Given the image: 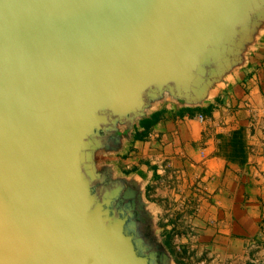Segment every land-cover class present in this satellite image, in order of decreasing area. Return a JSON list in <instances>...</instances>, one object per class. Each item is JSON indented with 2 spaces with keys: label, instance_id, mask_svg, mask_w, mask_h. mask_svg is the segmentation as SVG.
<instances>
[{
  "label": "water",
  "instance_id": "obj_1",
  "mask_svg": "<svg viewBox=\"0 0 264 264\" xmlns=\"http://www.w3.org/2000/svg\"><path fill=\"white\" fill-rule=\"evenodd\" d=\"M263 22L264 0H0V264H168L96 152L164 95L200 103Z\"/></svg>",
  "mask_w": 264,
  "mask_h": 264
},
{
  "label": "crops",
  "instance_id": "obj_2",
  "mask_svg": "<svg viewBox=\"0 0 264 264\" xmlns=\"http://www.w3.org/2000/svg\"><path fill=\"white\" fill-rule=\"evenodd\" d=\"M115 135L97 167L138 191L168 264H264V22L200 103L164 95Z\"/></svg>",
  "mask_w": 264,
  "mask_h": 264
},
{
  "label": "built area",
  "instance_id": "obj_3",
  "mask_svg": "<svg viewBox=\"0 0 264 264\" xmlns=\"http://www.w3.org/2000/svg\"><path fill=\"white\" fill-rule=\"evenodd\" d=\"M201 118V116H199Z\"/></svg>",
  "mask_w": 264,
  "mask_h": 264
}]
</instances>
